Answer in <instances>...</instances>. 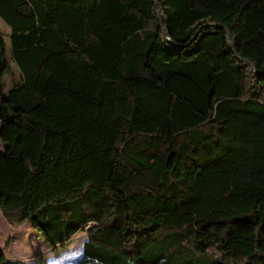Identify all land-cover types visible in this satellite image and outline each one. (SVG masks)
<instances>
[{"label": "trees", "instance_id": "16d2710c", "mask_svg": "<svg viewBox=\"0 0 264 264\" xmlns=\"http://www.w3.org/2000/svg\"><path fill=\"white\" fill-rule=\"evenodd\" d=\"M0 215L69 264H264V0H0ZM0 264H25L6 257Z\"/></svg>", "mask_w": 264, "mask_h": 264}, {"label": "rangeland", "instance_id": "374dc122", "mask_svg": "<svg viewBox=\"0 0 264 264\" xmlns=\"http://www.w3.org/2000/svg\"><path fill=\"white\" fill-rule=\"evenodd\" d=\"M0 29L7 44V58L11 65L2 79L3 91L7 93L19 81L20 73L11 60V29L1 18ZM4 148L5 145L0 141V152ZM86 238L85 233H79L65 247L50 250L43 236L31 226L29 220L22 224H11L0 215V249L6 257L22 260L25 264H69L81 256Z\"/></svg>", "mask_w": 264, "mask_h": 264}, {"label": "crops", "instance_id": "0c3cea01", "mask_svg": "<svg viewBox=\"0 0 264 264\" xmlns=\"http://www.w3.org/2000/svg\"><path fill=\"white\" fill-rule=\"evenodd\" d=\"M86 239H87V238H86ZM86 239L84 240V242L86 241ZM11 259H16V258H13V257H12Z\"/></svg>", "mask_w": 264, "mask_h": 264}]
</instances>
